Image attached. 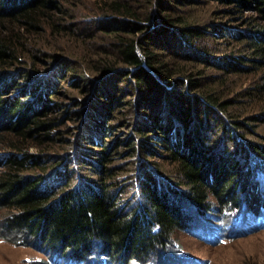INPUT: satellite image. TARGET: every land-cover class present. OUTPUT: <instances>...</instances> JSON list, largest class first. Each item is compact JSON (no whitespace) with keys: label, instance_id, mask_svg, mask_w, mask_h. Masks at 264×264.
Segmentation results:
<instances>
[{"label":"trees","instance_id":"16d2710c","mask_svg":"<svg viewBox=\"0 0 264 264\" xmlns=\"http://www.w3.org/2000/svg\"><path fill=\"white\" fill-rule=\"evenodd\" d=\"M18 3L0 7L5 228L83 262L99 244L106 264H148L190 225L178 193L226 235L264 227V0ZM83 116L80 139L56 131Z\"/></svg>","mask_w":264,"mask_h":264},{"label":"rangeland","instance_id":"374dc122","mask_svg":"<svg viewBox=\"0 0 264 264\" xmlns=\"http://www.w3.org/2000/svg\"><path fill=\"white\" fill-rule=\"evenodd\" d=\"M18 1L19 0H0V7L3 9L8 8V6L15 7L19 4ZM94 1L96 0H85V4H88V6H90L92 9L95 6L92 5ZM92 24L93 23H90V25ZM106 84L109 85L107 82ZM33 89L34 88L31 84H25L19 90L15 89L13 91H9V96H12L14 99H16L18 96H26V94L32 92ZM59 90L64 91L66 90V87L60 86ZM41 92H44V89H41ZM91 97L92 95L89 93V98ZM94 97L96 96L93 95V98ZM37 98L34 99V104L35 102L39 103ZM40 103L41 105L47 104V102L42 101V99H40ZM55 109L57 111L62 110L58 107ZM74 109L75 107H72L71 110ZM78 121H84L85 124L92 123L91 117L85 119L83 116L79 117V120L64 123L63 125L57 127L56 131L62 132L61 135H63L65 138L73 137L80 139L81 135H79V133H74L77 132L74 124H76ZM202 123L203 124H201V127L203 129L207 127L208 124L206 123L210 124V126L205 129V133L212 141L214 130L211 126L213 123L207 119L203 120ZM66 128H69V130L71 129V131H68ZM210 129L211 133L209 132ZM85 130H87V127H85ZM219 138L221 141L218 142L219 144L217 147L221 146V148L217 149H227L230 150L229 152H236V148L234 149L235 145L233 144L232 139H227V137H225V135L222 133H220ZM2 155L3 151L0 150V156ZM84 156H86V154H84ZM75 160L76 156L70 161V163L74 164ZM236 160L240 161V169L243 170V168H241V158L239 157ZM137 161H139V159H137L136 162ZM66 169L67 168L63 170L59 169L54 174L52 171L50 178L45 181V185L48 186L50 184H60L61 182H59V180L65 176H68ZM257 175H259L258 171ZM259 177V191L264 193V172H262ZM229 178L226 177L225 180L228 181ZM77 180L78 181L76 184L81 183L80 179ZM173 189L178 191L180 187L177 184L173 186ZM237 193L239 194V201L243 202L244 198L247 197L245 189L240 188L239 192ZM175 196H172L171 200L175 201V205H178L177 207H179L180 213L188 215L186 212H189L190 220L187 221L186 224L189 223L190 225L187 229H178L177 233L174 235V240H172L163 250L159 249V246L154 248V250L150 252L154 259L148 262V264L152 262H155V264H185L188 258L200 260L204 264H264V227L252 229L240 235H226V233H221L216 228L217 222L222 221L220 217H217L212 221V216L207 217L205 215L199 214L198 212H193L196 211L194 209L195 206H193L190 201L188 202L185 196L178 193L176 197L177 201L175 200ZM138 199L139 193L136 194L134 201H137ZM209 214L216 215V212L212 211ZM7 216L8 213L5 208L0 207V264H106V257L103 256V253L100 252V249L97 250V248L100 247L99 244H96L93 254H89V260L83 262L82 260L74 259L67 255H61L59 245L53 246L49 245V243L46 244L43 241V238L39 240L38 237H35V235L27 232L26 230L14 232L5 228L4 222ZM223 222L224 225L229 223L227 220H224ZM214 231L221 234V237L223 238L222 241L208 240L213 239L212 232ZM90 253H92V250ZM117 260L120 262V258L116 257V261Z\"/></svg>","mask_w":264,"mask_h":264}]
</instances>
